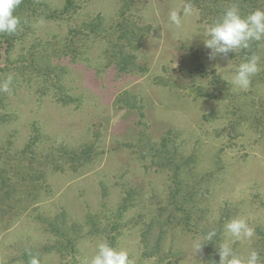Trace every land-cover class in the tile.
Listing matches in <instances>:
<instances>
[{
  "label": "rangeland",
  "instance_id": "1",
  "mask_svg": "<svg viewBox=\"0 0 264 264\" xmlns=\"http://www.w3.org/2000/svg\"><path fill=\"white\" fill-rule=\"evenodd\" d=\"M34 1L70 10L0 45V83L13 76L1 91L0 264H82L103 241L131 264H154L142 228L168 203L177 173L178 197L190 201L188 219L171 207L163 218L174 264H204L205 225L234 217L255 230L231 244L246 256L264 224V63L247 90L234 87L235 65L209 59L210 23L187 0ZM61 212L82 228L58 251L47 223Z\"/></svg>",
  "mask_w": 264,
  "mask_h": 264
},
{
  "label": "clouds",
  "instance_id": "2",
  "mask_svg": "<svg viewBox=\"0 0 264 264\" xmlns=\"http://www.w3.org/2000/svg\"><path fill=\"white\" fill-rule=\"evenodd\" d=\"M22 0H0V33L14 34L20 25V19L14 14L15 9ZM192 14L191 4L183 7V16ZM168 20L170 25L176 29L182 27L181 14L173 9L169 11ZM43 20L37 21L42 24ZM204 46L210 49L209 59H215L217 55L227 58L230 52L250 47L252 41L264 39V10L256 9L253 12L242 15L238 6L232 5L225 9L222 16L214 20L202 33ZM259 57L252 55L234 67L231 83L234 87L247 90L251 84L252 77L260 71ZM12 74H7L2 83L0 91L10 92ZM224 232L230 237V241L218 245V264H262L260 254L252 249L246 256L236 253L231 244L241 239L251 240L255 230L245 218L234 217L224 224ZM216 236L215 230L207 234V240L212 241ZM204 243L195 245L196 253L201 250ZM30 264H39V259L32 257ZM82 264H131L129 254L124 249L112 246L107 241L98 243L95 254L91 259L85 258Z\"/></svg>",
  "mask_w": 264,
  "mask_h": 264
},
{
  "label": "trees",
  "instance_id": "3",
  "mask_svg": "<svg viewBox=\"0 0 264 264\" xmlns=\"http://www.w3.org/2000/svg\"><path fill=\"white\" fill-rule=\"evenodd\" d=\"M69 1V0H68ZM189 3H193L203 10L205 17L208 19L211 24L214 20L218 19L224 13L225 9L229 8L232 5L238 6L242 15H247L253 12L256 9L264 10V0H187ZM70 4V2H69ZM68 2L62 10H52L48 7V10L43 9V5L36 3L34 0H22V3L15 9L14 14L19 17L20 25L18 30L14 34L0 33V45H10L16 39H23L29 33L33 20L37 17L42 19H55L57 15L62 17V15L70 10ZM99 26L94 24L88 30V34L96 33L99 29ZM264 54V39L260 41H252L250 47L247 49H240L235 52H230L227 59L233 62L235 66L244 61L246 58L256 55L259 57V65L264 63L263 61ZM258 76V74H255ZM3 104V99H1L0 91V107ZM0 120L4 118L1 116ZM30 146V145H29ZM29 151V152H27ZM34 150L26 148L25 153H33ZM29 171L32 169L28 167ZM31 177V176H30ZM11 178H6L3 181L4 187L9 188L8 192L5 194V198H11L12 193L14 192L12 188V183L10 182ZM175 191L172 192L169 197L168 203L165 206L160 208L157 212V217H153L148 223H146L141 232V244L143 255L147 258H153L154 264H174L177 260L178 251H175L172 246L165 245V240L168 237L169 231L165 228V221L163 218L166 216L169 208L176 209L183 214L185 219H188L186 205L187 201L185 199H180L178 196L180 194V178L178 173L175 177ZM14 197V196H13ZM188 198V197H187ZM18 203V200L13 201ZM185 212V213H184ZM48 230L52 232L56 238L57 246L55 249L62 251L61 249L68 248L73 245L76 241L74 239V234L79 232L82 226H79L75 222H69L67 220L65 212H61L53 216V218L47 223ZM216 236L213 237L212 241L207 240V234L212 230V224L205 225L202 232L205 240L204 245V264H218L219 262V252L218 245L222 243V237L224 233V227H216L214 229ZM100 233V232H98ZM256 233L258 234V241L253 246V249L257 250L260 254L262 264H264V224L259 225L256 228ZM58 239L62 241H58ZM65 241V242H64ZM61 247V249H60ZM49 250V248H47ZM236 253L237 251L233 249Z\"/></svg>",
  "mask_w": 264,
  "mask_h": 264
}]
</instances>
